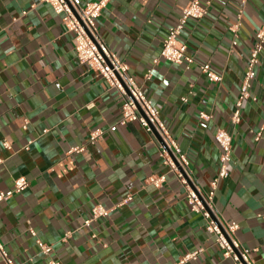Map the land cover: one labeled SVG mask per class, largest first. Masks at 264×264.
Wrapping results in <instances>:
<instances>
[{
    "label": "crops",
    "instance_id": "0c3cea01",
    "mask_svg": "<svg viewBox=\"0 0 264 264\" xmlns=\"http://www.w3.org/2000/svg\"><path fill=\"white\" fill-rule=\"evenodd\" d=\"M189 1L109 0L97 29L159 110L201 189H209L219 170L216 131L232 133L229 176L219 182L214 203L223 220L238 224L236 237L256 264H264V47L251 88L257 99L244 102L239 123L231 121L264 21V0H210L208 13L189 19L180 35L194 62L163 59L146 79ZM240 7L238 45L231 52L230 26ZM73 37L49 3L0 0V192L20 176L28 181L0 201V245L8 257L16 264H175L198 251L197 259L182 264H232L163 163L160 140L137 120L119 123L122 96L97 70L79 63ZM205 62L221 81L201 71ZM97 128L104 133L92 142ZM73 147L83 150L70 152ZM163 174L162 186L145 183ZM98 203L110 213L85 224ZM67 231L72 233L64 241ZM37 239L52 244V252L42 253Z\"/></svg>",
    "mask_w": 264,
    "mask_h": 264
},
{
    "label": "built area",
    "instance_id": "2783aa9c",
    "mask_svg": "<svg viewBox=\"0 0 264 264\" xmlns=\"http://www.w3.org/2000/svg\"><path fill=\"white\" fill-rule=\"evenodd\" d=\"M49 3L54 11L61 16V20L70 32H73L74 47L79 63L87 64L97 70L108 82L111 87L118 90L123 98L122 118L119 123L137 120L151 133L156 131L162 141L159 143V154L165 165L170 171L175 173L178 179L185 186L187 201L191 211L201 213L207 221V230L215 236L217 244L222 249L223 256L232 260V264H256L251 255L250 249L244 247L236 237L238 224L228 223L221 217L216 209L214 197L219 182L229 176V164L232 162L233 136L225 128H219L215 133V140L220 147L219 170L216 176L210 181L208 190H203L197 186L190 169L188 157L182 152L179 144L172 137L167 125L160 116L159 110L153 105L152 100L145 95L141 86L135 78L129 74L128 65L123 62L101 39L97 29V19L101 16L103 9L107 6L109 0H42ZM211 4L210 0H190L182 10L178 21L169 27L167 35L163 40V45L159 56L153 59L152 65L148 68L145 78L152 77L153 69L161 60H167L176 64L186 63L188 66L194 62V58L187 53V44L180 39V35L189 21V19H200L204 17ZM243 8L238 9L237 20L231 24L230 29L233 32L231 52H234L238 45L239 30ZM264 47V21L257 30L255 41L250 49L246 69L242 78L239 94L236 98L234 109L231 115V121L237 124L241 121L242 107L246 100H256L252 94V82L256 77L257 66L261 58V52ZM201 71L210 81L219 82L222 75L217 73L210 62L200 65ZM200 117L208 119L210 114L200 113ZM117 128V124L111 126L112 130ZM44 131H47L44 130ZM104 133L101 128L95 129L91 133V141L95 142ZM261 130L256 132L255 139L259 140ZM3 144L9 147L7 141ZM82 147H73L72 151H81ZM166 176L151 175L145 179V183L156 187L162 186ZM28 186V181L24 176L14 180L12 188L0 192V201L10 198L15 192H21ZM132 199L129 195L121 203ZM110 209L102 203L95 204L91 210V216L85 220L89 224L92 220L108 216ZM264 218V214L261 215ZM34 235L35 231L30 230ZM71 231H67L63 240L71 236ZM37 245L44 254H50L53 246L40 239H37ZM0 252L4 257V264H16L8 257L7 252L0 245ZM198 251L186 253L179 262L182 264L191 259H197ZM50 264H60L56 259H51Z\"/></svg>",
    "mask_w": 264,
    "mask_h": 264
},
{
    "label": "water",
    "instance_id": "95a60500",
    "mask_svg": "<svg viewBox=\"0 0 264 264\" xmlns=\"http://www.w3.org/2000/svg\"><path fill=\"white\" fill-rule=\"evenodd\" d=\"M154 134H155V136H157V138H158L160 141H162L160 135H159L156 131H154Z\"/></svg>",
    "mask_w": 264,
    "mask_h": 264
}]
</instances>
